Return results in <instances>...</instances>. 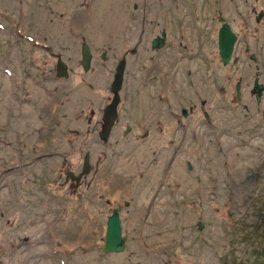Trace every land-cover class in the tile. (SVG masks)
<instances>
[{
  "label": "rangeland",
  "instance_id": "obj_1",
  "mask_svg": "<svg viewBox=\"0 0 264 264\" xmlns=\"http://www.w3.org/2000/svg\"><path fill=\"white\" fill-rule=\"evenodd\" d=\"M217 1L238 36L231 60L219 57L214 73L209 45L205 59L169 72L168 52L155 62L151 51L141 52L149 60L137 64L128 53L120 122L103 141L100 120L116 65L143 24L134 6L148 4L155 18L168 0H0V264L253 258L242 234L256 226L253 205L264 191V13L256 19L264 0ZM176 2L185 18L192 7L200 16L214 7L213 0ZM164 18L156 21L163 26ZM185 24L192 39L198 28ZM156 30L151 24L145 35ZM83 42L92 52L87 70ZM58 57L67 75L58 74ZM255 79L263 85L259 97ZM165 93L178 114L180 106L194 108L181 118L187 127L171 120ZM86 152L90 172L73 187L66 173L81 171ZM118 205L126 246L105 252L107 216Z\"/></svg>",
  "mask_w": 264,
  "mask_h": 264
},
{
  "label": "flooded vegetation",
  "instance_id": "obj_2",
  "mask_svg": "<svg viewBox=\"0 0 264 264\" xmlns=\"http://www.w3.org/2000/svg\"><path fill=\"white\" fill-rule=\"evenodd\" d=\"M170 1H175V2L172 3ZM213 3H214V7H212V10L210 9L209 10L210 12H206L205 14H203V16H200L198 13H196L195 9L192 7L187 13L188 18H185L183 15L184 7H181V4L179 2H176V0H168V2H164L163 14H159L157 12L153 14L156 19L148 16L149 12L146 8L148 4H145L144 7L138 6L136 4L134 6V12L136 13L135 18H139V20L142 21L143 24L141 26V29L138 31L139 37L136 46H133L130 49H125V51L122 52V55L120 57V59L122 58L125 60L124 77H123L121 90L124 88L125 73L128 72V61H129V59L127 58L128 53H133L137 56L136 59L134 60L135 61L134 63L137 64L139 63V60L142 61L144 58H147L146 56L141 57L140 56L141 52L146 53L151 51L152 62H155V58L159 57L161 51L168 52L167 65L169 72H171L173 68L176 67L175 65H180V63L185 62L186 60H194L199 56L201 59H205V53L208 50V46L211 45V49H214L212 51L213 54H211V60H212L211 64H212V68L215 67L214 73H217L218 61L220 57L219 32H220V27L222 25L221 17H223V21L227 23L229 22L220 13V10L218 8V1L213 0ZM139 9H142L143 11L142 15L137 14V11ZM164 16H165L163 20L164 25L162 26V23L156 20L162 19ZM186 19L190 21H194L195 26L198 28L197 32L195 33L192 39H189L188 37V32L185 24ZM203 21H205V23ZM146 23L147 24L149 23L148 26L146 25ZM151 24L153 26V29L157 28V30L152 34L145 35V33L150 29ZM202 49H206V51L202 52ZM201 68L202 67L198 66L195 68V70L198 71ZM151 69L152 67L150 68V70ZM153 69H155V67H153ZM190 72L191 71L189 70V73ZM154 77H157V74H155ZM172 78L173 77L171 76L170 73L166 75V83L169 86L172 85ZM164 96H163L164 100L167 102V105L169 107V115L171 120H176L178 121V124L183 125V121L181 120L182 116L184 118H190V114L193 115L194 108L192 106L188 108L185 106H180V114H178L177 112L172 110V103L170 101V97L168 96V94L165 93ZM120 103L121 102H119V105ZM202 103H205V99H203ZM119 105H118V115L112 125L111 130L113 129V127L117 125V123L120 122L119 119L121 112ZM204 116L205 118H209L207 113H205ZM207 123L211 126L212 129L217 128V122L216 120L214 121L213 118L211 119L210 122ZM101 124L102 121L100 120V126ZM183 126L187 127V125H183ZM131 128H132L131 126L127 125L125 129L131 130ZM193 131L195 132V130ZM144 132L147 133L148 130L146 129V131Z\"/></svg>",
  "mask_w": 264,
  "mask_h": 264
},
{
  "label": "water",
  "instance_id": "obj_3",
  "mask_svg": "<svg viewBox=\"0 0 264 264\" xmlns=\"http://www.w3.org/2000/svg\"><path fill=\"white\" fill-rule=\"evenodd\" d=\"M263 14V11H260V14L256 16V19L259 20L260 16ZM222 25L220 27L219 32V47H220V57L222 59L223 64H227L229 60H231L233 49L235 42L238 38L236 32L233 30L231 24L223 21V17H221ZM81 57H82V66L85 70L90 67L92 52L90 50V46L87 42H83L81 45ZM57 69L58 74L60 76L67 75V64L58 57ZM124 68H125V60L121 59L115 68V72L113 75V80L110 86V89L113 93V97L111 101L104 107L102 113V124L101 129L99 131L100 139L106 141L110 135L112 125L118 115V105L121 100L120 90L123 83L124 77ZM253 91L257 92L259 97V93L262 90L263 85L258 82V79H255ZM237 91L238 96L240 97V84L237 83ZM91 169L90 164V153L86 152L83 157L82 169L76 174L73 171H68L66 173L67 178L71 179L74 183H72L73 187H76L81 178L88 174ZM120 209L121 205H118L112 209V213L107 216L106 221V232H105V241L101 245V249L105 252H122L126 246V236L122 234V226H121V217H120ZM203 222L198 221V228L201 229L203 227Z\"/></svg>",
  "mask_w": 264,
  "mask_h": 264
},
{
  "label": "trees",
  "instance_id": "obj_4",
  "mask_svg": "<svg viewBox=\"0 0 264 264\" xmlns=\"http://www.w3.org/2000/svg\"><path fill=\"white\" fill-rule=\"evenodd\" d=\"M260 201L253 208H255V217L257 218V224L253 228H243V238L248 245H252L253 258L248 262H242V260L234 259L235 264H264V191L256 196V199ZM245 227V226H243ZM263 239V241H261ZM250 251V252H251ZM234 250L231 255L234 256Z\"/></svg>",
  "mask_w": 264,
  "mask_h": 264
},
{
  "label": "bare ground",
  "instance_id": "obj_5",
  "mask_svg": "<svg viewBox=\"0 0 264 264\" xmlns=\"http://www.w3.org/2000/svg\"><path fill=\"white\" fill-rule=\"evenodd\" d=\"M181 173V171H179ZM174 173V172H173ZM175 176V175H174ZM179 176V175H178ZM181 176V175H180Z\"/></svg>",
  "mask_w": 264,
  "mask_h": 264
}]
</instances>
